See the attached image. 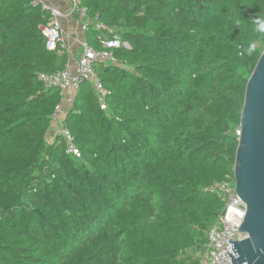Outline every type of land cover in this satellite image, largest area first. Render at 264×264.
<instances>
[{"label": "trees", "instance_id": "16d2710c", "mask_svg": "<svg viewBox=\"0 0 264 264\" xmlns=\"http://www.w3.org/2000/svg\"><path fill=\"white\" fill-rule=\"evenodd\" d=\"M96 50L108 32L131 49L97 62L63 100L40 74L62 71L46 49L50 14L0 0V264H200L234 179L248 81L264 52V0H81ZM239 21V24H237ZM254 46V47H253ZM102 106L106 110H102Z\"/></svg>", "mask_w": 264, "mask_h": 264}, {"label": "built area", "instance_id": "2783aa9c", "mask_svg": "<svg viewBox=\"0 0 264 264\" xmlns=\"http://www.w3.org/2000/svg\"><path fill=\"white\" fill-rule=\"evenodd\" d=\"M33 5L41 6L43 10L49 12V23L41 27L46 49L60 53L63 50V31L61 26L63 14L57 8L45 5L42 0H33ZM70 10L71 14L76 15L82 22V29L86 32L91 25L89 9L82 5L81 0H71ZM95 29L108 32L109 35H111H101L98 37V41L102 45L103 50L98 51L94 49L85 39L82 42V54L73 67L68 63L62 71L39 75V81L43 83L45 88L59 89L62 98H64L68 92H74L76 94L80 86L84 82L89 81L93 83L101 100L107 96V91L103 89L101 83L97 79L95 64L97 62H115L111 50L120 48L131 49V45L129 42L123 41L113 30L100 23H95ZM101 108L102 110H106L105 106ZM61 111L62 106L60 105L57 108L52 127L56 126L58 128L59 125L56 137L62 136L68 144L67 152L79 157L80 155L73 144L70 131L62 126L63 120H61L59 116ZM239 133L240 130H238L237 134L239 135ZM235 189V177L221 185L205 189V192L223 196L225 198V205L223 211L207 234L208 240L200 255V264H233L224 250L230 252L233 258H235L236 255L231 249V243L247 238V234L235 230L233 223L227 218L228 209L239 202V199H235ZM228 241H230V243H228Z\"/></svg>", "mask_w": 264, "mask_h": 264}, {"label": "water", "instance_id": "95a60500", "mask_svg": "<svg viewBox=\"0 0 264 264\" xmlns=\"http://www.w3.org/2000/svg\"><path fill=\"white\" fill-rule=\"evenodd\" d=\"M234 177L239 202L227 218L247 238L231 243L235 258L224 251L233 264H264V52L246 88Z\"/></svg>", "mask_w": 264, "mask_h": 264}, {"label": "crops", "instance_id": "0c3cea01", "mask_svg": "<svg viewBox=\"0 0 264 264\" xmlns=\"http://www.w3.org/2000/svg\"><path fill=\"white\" fill-rule=\"evenodd\" d=\"M42 2L47 6L57 8L63 14V18L61 19L63 52L68 57L69 65L73 67L82 54V42L86 39V32L82 29L83 24L76 15L71 14V0H42ZM74 97V92H68L63 98L61 102L62 111L59 115L61 120H64ZM58 128L56 126L51 128L49 132L50 141L56 137Z\"/></svg>", "mask_w": 264, "mask_h": 264}, {"label": "clouds", "instance_id": "9594fccd", "mask_svg": "<svg viewBox=\"0 0 264 264\" xmlns=\"http://www.w3.org/2000/svg\"><path fill=\"white\" fill-rule=\"evenodd\" d=\"M237 24H239V21H237ZM258 31L264 32V22L260 23L257 28ZM254 47V46H253Z\"/></svg>", "mask_w": 264, "mask_h": 264}]
</instances>
